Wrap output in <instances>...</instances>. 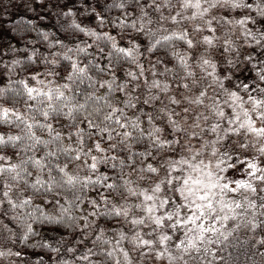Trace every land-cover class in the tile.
<instances>
[{"label": "snow or ice", "instance_id": "6c2138e0", "mask_svg": "<svg viewBox=\"0 0 264 264\" xmlns=\"http://www.w3.org/2000/svg\"><path fill=\"white\" fill-rule=\"evenodd\" d=\"M100 7H117L123 17H135L109 23L143 32L149 53L164 49L167 55V47L172 48L183 75L165 67L160 75L170 73L172 79H160L155 63H149L148 79L144 63L138 62L142 53L136 38L129 37L131 46H124L110 32L73 18L76 29L109 45L106 55L99 44L93 53L86 42L50 41L65 50L51 53V60L44 54L41 70L33 67L0 87V124L23 125L20 132L0 131V209H6L3 216L11 212L19 226L0 224V240L31 241L33 248L73 254L85 238L90 241L91 247L74 259L51 264H237L233 252L245 246L246 260L251 251L264 264V25L249 28L256 20L248 13L238 19L221 15L233 25L231 32L240 26L243 43L229 37L217 49L218 38L202 35L208 47L201 49L181 23L193 21L194 29L215 32L217 17L211 10L217 8L255 9L264 19V0H177L175 5L120 0ZM145 9L159 13L157 28L145 30L153 20ZM90 10L103 26L107 17ZM70 14L75 17L73 8L63 13ZM43 38L48 40L47 33ZM174 40L192 51L178 55ZM81 54L104 63L95 58L84 63ZM121 54L136 64L125 71V79L116 75L112 59ZM35 58L33 50L9 67ZM162 59L155 57L156 63ZM245 67L254 77L240 78ZM9 91L16 97L11 104L5 102ZM46 203L51 211L42 210ZM37 222L62 226L69 238L61 236L56 246L48 239L32 240ZM25 255L0 250V257ZM95 255L104 260L90 259ZM20 264L48 262L37 256Z\"/></svg>", "mask_w": 264, "mask_h": 264}, {"label": "trees", "instance_id": "16d2710c", "mask_svg": "<svg viewBox=\"0 0 264 264\" xmlns=\"http://www.w3.org/2000/svg\"><path fill=\"white\" fill-rule=\"evenodd\" d=\"M120 0H99V4L97 0H0V87H4L8 84V80L11 79L16 81L18 79L27 76L28 72L31 71L33 67L37 70H41L45 64L42 62L45 60V55H47V59L51 60V53L56 51L63 52L65 49L60 45L55 43L49 44L50 41L62 40L66 45H71L74 41L86 42L88 44H92L93 47L90 49L93 53L97 51L96 44H99L100 47L104 48V55H106L109 50V45L102 40H95L93 37H89L86 34L79 31L72 25L73 18L76 19L78 23H82V26H88L95 28L98 32L107 31L112 35L116 36L118 43H121L124 46H131L129 44V37H134L137 39V42L141 45L139 51L142 53L138 57V62H143L145 69H147L145 75L148 79L152 78L151 69H148L149 63H155L157 69V76L160 79H172L170 73L160 75L164 72L165 67L174 68L177 75H183L179 61L171 56L172 48L167 47V55L164 54V49L159 51L154 50L152 53H149L146 48L149 43L148 38L143 34V32L137 33L134 29H132L130 24H125L123 28L119 25H113L109 23V21L114 18H124V19H133L135 17H123V10L117 7H111L108 11H103L100 5H114L119 3ZM156 2H162V0H156ZM248 3H253V0H247ZM171 3L175 5L177 0H171ZM67 8H73L75 12V17L73 15L65 16L63 13L67 10ZM90 9H95L96 12H101L102 15L106 16L107 19L104 21L103 26H100L96 20L95 15ZM149 12V16L153 17L151 24H145V30L147 28H157V20L156 17L159 16V13L155 12L152 9H145ZM129 12L132 11V8L128 9ZM248 13L253 15L256 24L253 25L251 22L248 23L249 28H257L261 25H264V19L258 17L256 15L255 9L249 10L240 9L233 11L232 9H213L211 10V15L216 16L217 19L213 21V24L216 25V31L212 32L208 29L196 30L193 28V21L181 23L187 27L190 31V35L196 41L197 48L208 47V45L204 44L200 37L202 35H213L218 38L216 40V48H220L221 42L226 38L240 37L237 41L238 43H243L242 33L239 31V25H236V31L231 32L233 25L227 24L226 22L219 19L221 15H227L229 17L239 18L240 15ZM168 11L164 10V15H168ZM139 14L137 13V16ZM147 20V17L144 18ZM31 21L32 23H28ZM171 25V22H169ZM166 25V27H169ZM137 27H139V20L137 21ZM43 30V31H41ZM170 30V28H169ZM164 32L163 29L160 30ZM47 33L48 40L43 38L44 34ZM120 33L121 35H117ZM194 33V35H193ZM166 34V33H164ZM172 43L175 45V49L177 50L178 55H184L186 52H191L192 49H189L188 46L180 41L174 40ZM244 47H254L249 45H244ZM36 51V58L33 61H27L26 59L23 63L9 67L11 65V61L13 59H21L26 58L31 51ZM72 54H75L74 52ZM218 54V53H217ZM159 55L162 56V62L156 63L155 57ZM227 55V54H226ZM95 58L99 61V57L94 56H86L85 54H81L78 59L82 62L87 63L88 60ZM264 59V57H260ZM113 63L116 65L115 71L116 75L121 79H125V71L132 70L136 68V64L132 63L131 60L125 59L123 54H121L120 59H117L113 56ZM192 59V58H190ZM104 63V61H99ZM66 63V62H64ZM197 73L199 74V70L197 69ZM93 74H95L93 70ZM245 76L254 77V73L249 71L247 67H245L244 75L240 76L241 79H244ZM141 81L144 77L140 78ZM20 87L17 84H12L10 88H18ZM152 91H156L152 89ZM118 94V93H117ZM15 94L9 91L8 96L6 98V103L11 104L13 99H15ZM21 104H23V99L21 98ZM21 111H25V109L20 108ZM135 112V109H129V113ZM36 119H40L41 117L38 113H31ZM23 128V125L20 128H17L15 125L8 126L4 124H0V131H8L12 132H20ZM37 134H44L41 132L39 128L36 129ZM43 152V148L41 147L37 154H41ZM23 158V157H22ZM104 170V167L101 166V171ZM23 187V185H21ZM91 194V193H89ZM40 203V201H37ZM51 211V203H46L44 205V209ZM6 211V209H0V224H8L15 230H19V226L15 221L11 219V212L8 213L7 216H3L2 212ZM58 211V209H57ZM34 227L36 228V232L38 234L32 236V240L39 241L41 239H48L53 242V246L55 245V241L60 239L61 236H64L65 239L69 238V234L63 229L62 226L54 228L51 225H42L37 222ZM128 227L127 225L125 226ZM7 235V233H4ZM109 235H113L109 233ZM75 234H73V242ZM86 239V243L84 245H79L77 253H52L48 249L43 248H33L29 245H20L16 243L12 244L7 240H0V250L10 248L13 251L23 250L26 255L24 257H16V256H6L0 257V264H20V260H28L29 258L35 259L37 256L43 257L48 264H51L52 260H58L63 258L65 260L74 259L76 256L82 254L83 247H91L90 241ZM125 246L131 247L127 241L124 242ZM108 247V245H105ZM247 246H245L246 248ZM245 248H240L237 251L233 252L234 259H237V264H260L261 257L259 254L253 256L251 251L247 252V256L249 259H245ZM95 252L96 249H93ZM135 258L136 254L132 253ZM94 261H102L104 257L101 255H95L91 257ZM80 264V262H77ZM107 264H111L110 261ZM164 264V262H162Z\"/></svg>", "mask_w": 264, "mask_h": 264}]
</instances>
